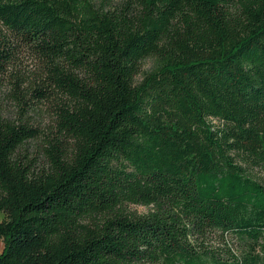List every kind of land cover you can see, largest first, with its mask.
Returning <instances> with one entry per match:
<instances>
[{
    "label": "trees",
    "instance_id": "1",
    "mask_svg": "<svg viewBox=\"0 0 264 264\" xmlns=\"http://www.w3.org/2000/svg\"><path fill=\"white\" fill-rule=\"evenodd\" d=\"M18 47L56 126L0 111V264H264V0H0Z\"/></svg>",
    "mask_w": 264,
    "mask_h": 264
},
{
    "label": "rangeland",
    "instance_id": "2",
    "mask_svg": "<svg viewBox=\"0 0 264 264\" xmlns=\"http://www.w3.org/2000/svg\"><path fill=\"white\" fill-rule=\"evenodd\" d=\"M97 5L110 7L120 0H93ZM16 58L9 70L0 76V111L7 117L15 120L26 119L41 131V137L29 144L30 153L41 158L42 143L45 136L53 134L56 126L55 99H40L32 95V89L43 83L46 78L42 58L32 49L18 47L15 50ZM154 64L153 58L143 61L138 80L149 72ZM255 175H264L260 169L253 172ZM129 211L143 215L150 211L145 205H130ZM3 214H0L2 217ZM228 241L234 250L239 246L238 239L228 236ZM4 241L0 237V253L3 251Z\"/></svg>",
    "mask_w": 264,
    "mask_h": 264
}]
</instances>
